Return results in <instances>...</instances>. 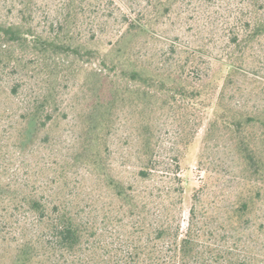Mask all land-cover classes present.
<instances>
[{
    "label": "trees",
    "instance_id": "1",
    "mask_svg": "<svg viewBox=\"0 0 264 264\" xmlns=\"http://www.w3.org/2000/svg\"><path fill=\"white\" fill-rule=\"evenodd\" d=\"M32 1L21 2L15 20L0 21V73L17 76L13 92L22 76L34 89L19 113L16 140L24 147L45 143L68 114L76 133L71 148L48 164L51 177L41 185L0 183V205L25 206L33 216L35 234L16 246V264H264L252 243L263 219L264 105L232 97L240 91L239 72L253 70L250 64L264 70V0H143L98 45L82 37L87 0H62L61 16L49 29L33 23ZM190 5L207 12L202 26L208 31L213 18L217 23L212 27L223 67L199 78L200 52L214 39L181 51L147 49L156 27L191 14ZM209 109L199 160L205 176L182 229L181 177L162 181L155 197L136 184L151 180L155 170L157 120L173 119L184 152L203 120L200 112ZM122 123L131 124L138 145L134 181L114 172L109 159L110 140ZM215 149L230 154L236 172L223 203L210 210L198 204V194L217 171L204 150ZM78 171L90 187L76 186Z\"/></svg>",
    "mask_w": 264,
    "mask_h": 264
},
{
    "label": "rangeland",
    "instance_id": "2",
    "mask_svg": "<svg viewBox=\"0 0 264 264\" xmlns=\"http://www.w3.org/2000/svg\"><path fill=\"white\" fill-rule=\"evenodd\" d=\"M23 0H0V21L10 22L15 20L19 14V5ZM231 1V0H230ZM238 1V0H237ZM87 13L83 17L81 26L82 37L90 41L92 45L105 43L111 39L118 29L125 16L136 14L138 9L143 6V0H87ZM186 6L191 14L187 16H172L164 24L156 27L157 35L147 45L150 51L156 50L159 53L166 52L171 46L175 49H186L197 45L198 42L208 38L214 39L215 44H209V49L200 52L202 57L195 77H202L206 72L216 73L223 67L219 60L220 43L218 35L214 32L212 19L209 21L211 31L203 27L202 23L206 21L207 12L197 11L196 6ZM217 9L216 6L214 8ZM196 11V12H195ZM62 13V0H33L32 15L33 23L40 29H49L51 22L60 18ZM214 16L216 13L213 12ZM211 19V18H210ZM207 23V22H206ZM205 23V24H206ZM162 50V52H161ZM263 57V52H261ZM251 70L248 73H240L237 78L240 91L232 96L242 104L264 105V70L263 64L260 66L250 64ZM15 74L0 73V183H8L17 187L28 186L31 183L41 185V182L51 177L50 168L54 160L71 148L72 138L76 133L73 126L72 115L70 120H64L61 123L60 130L53 132L50 139L45 143L36 141L34 145L22 146L17 143V131L21 127L19 113L30 94H32V81L22 76L16 92L11 90L13 84H16ZM232 95V92H231ZM204 114L203 120L196 127L192 142L184 152H181L177 144V130L173 119L168 116H162L157 120L158 128L157 150L155 155V170L151 180L136 184L143 192L151 191L153 197L159 195L161 182L168 177L177 175L183 179L184 190L182 195V209L180 215V226L184 229L187 225L189 209L192 204V194L203 183L205 176L204 166L199 164L200 153L203 145V137L212 116L211 109L201 111ZM113 134L110 140V161L114 164L118 175L130 181L135 180V171L138 164L136 158L137 143L132 139L131 124L122 123ZM204 155L208 160H213L210 165L215 167L216 174L207 179L206 186L208 190L198 194V204L207 209L214 210V203L217 206L223 203L227 197V191L232 189V176L236 172L233 169L234 163L225 150H204ZM49 169V174L47 169ZM76 186L90 187V181L84 179L81 171L75 175ZM88 180V181H87ZM89 185V186H88ZM79 188V187H78ZM77 188V189H78ZM82 189L81 195L84 194ZM210 203V204H209ZM210 205V206H209ZM256 222L258 230L257 236H252V243L255 252L259 257H264V207ZM35 234L33 226V216L25 208L18 205L14 207L12 203L5 202L0 205V264H16L15 250L16 246L24 240L26 236Z\"/></svg>",
    "mask_w": 264,
    "mask_h": 264
}]
</instances>
